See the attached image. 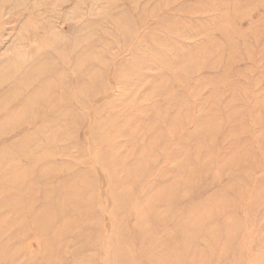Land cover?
Here are the masks:
<instances>
[{
	"label": "rangeland",
	"instance_id": "1",
	"mask_svg": "<svg viewBox=\"0 0 264 264\" xmlns=\"http://www.w3.org/2000/svg\"><path fill=\"white\" fill-rule=\"evenodd\" d=\"M12 59L0 264H264V0H0Z\"/></svg>",
	"mask_w": 264,
	"mask_h": 264
},
{
	"label": "bare ground",
	"instance_id": "2",
	"mask_svg": "<svg viewBox=\"0 0 264 264\" xmlns=\"http://www.w3.org/2000/svg\"><path fill=\"white\" fill-rule=\"evenodd\" d=\"M16 60V59H15ZM12 59L8 63H4L0 60V66H6L2 74H0V89L4 88L5 86L9 85V88L6 91H3L0 93V112L2 111L3 108L9 107V105H13L12 108H33L34 103L37 102L36 100V95L37 91L36 88H39V90H42L45 87V91L49 92V94L52 92V90L55 89H60L64 86L61 87V84H52L51 81L43 80L46 77H49V80H52V72L50 70L45 69V67H42V69L39 71L40 61L38 59H35L32 62V66H25L21 61ZM76 64V69L80 72L83 71L82 64L80 62V59L78 58L75 61ZM37 65H40L38 68ZM29 66V67H28ZM82 67V68H81ZM38 69L39 72L36 70ZM52 70V69H51ZM40 80H42L39 84H37ZM15 81V83L13 82ZM24 89L23 94L27 93L26 98L24 101L21 103L16 104L17 99L20 97L21 93H17V89ZM77 93H80V91L76 88L75 90ZM37 92V93H36ZM9 95L8 98H10V103L7 104V99L6 97ZM12 97V98H11ZM2 113V112H1ZM21 114V111H19ZM4 116L1 114L0 115V128L6 129L7 127L4 126L7 122L6 119L3 120ZM15 118L10 117V121L13 122Z\"/></svg>",
	"mask_w": 264,
	"mask_h": 264
}]
</instances>
